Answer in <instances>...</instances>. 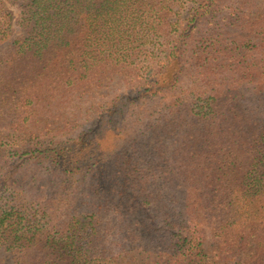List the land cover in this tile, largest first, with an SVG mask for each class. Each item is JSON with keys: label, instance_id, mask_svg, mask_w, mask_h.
<instances>
[{"label": "trees", "instance_id": "1", "mask_svg": "<svg viewBox=\"0 0 264 264\" xmlns=\"http://www.w3.org/2000/svg\"><path fill=\"white\" fill-rule=\"evenodd\" d=\"M11 3L0 244L17 263L264 264V0Z\"/></svg>", "mask_w": 264, "mask_h": 264}, {"label": "rangeland", "instance_id": "2", "mask_svg": "<svg viewBox=\"0 0 264 264\" xmlns=\"http://www.w3.org/2000/svg\"><path fill=\"white\" fill-rule=\"evenodd\" d=\"M0 2L4 5V7L11 10L14 14L13 15L14 16L13 19H14V23H15L14 24V33H13V36L10 40H12L17 35H23L24 31L20 26V20L23 17L22 10L20 8H18L15 4H12L11 0H0ZM226 32H227V36L230 39H235V40L248 41L250 39L256 40L258 38L257 36L255 38L252 35H247V33H245L244 31H240L237 29H230ZM8 43H9V41L0 45V52L4 51L7 48ZM255 93H256V95H255L256 102H258V104L260 106L264 107V82L261 81V79H259L257 81V90ZM100 94L101 95L109 94V96L111 98V97H114L116 95H119L120 93H100ZM13 136H14V133L11 131L4 132V138H6V139H9V138L11 139V138H13ZM110 143H111L110 137H106L105 139H103L101 141V144L103 146L109 145ZM39 175H41L40 171L37 172V176H39ZM41 197H43V195H41ZM206 246H207L208 251H212L213 243H212V241H210V238L208 235H206ZM0 264H18L15 254L13 252H11L10 250H6V246L1 245V244H0Z\"/></svg>", "mask_w": 264, "mask_h": 264}]
</instances>
